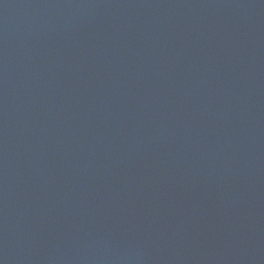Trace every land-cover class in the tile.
<instances>
[{
	"label": "water",
	"instance_id": "water-1",
	"mask_svg": "<svg viewBox=\"0 0 264 264\" xmlns=\"http://www.w3.org/2000/svg\"><path fill=\"white\" fill-rule=\"evenodd\" d=\"M0 264H264V0H0Z\"/></svg>",
	"mask_w": 264,
	"mask_h": 264
}]
</instances>
